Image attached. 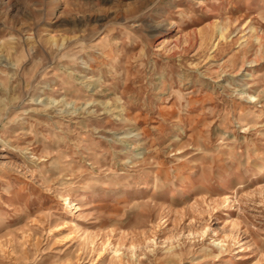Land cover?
Masks as SVG:
<instances>
[{
    "label": "rangeland",
    "instance_id": "rangeland-1",
    "mask_svg": "<svg viewBox=\"0 0 264 264\" xmlns=\"http://www.w3.org/2000/svg\"><path fill=\"white\" fill-rule=\"evenodd\" d=\"M0 264H264V0H0Z\"/></svg>",
    "mask_w": 264,
    "mask_h": 264
},
{
    "label": "bare ground",
    "instance_id": "bare-ground-1",
    "mask_svg": "<svg viewBox=\"0 0 264 264\" xmlns=\"http://www.w3.org/2000/svg\"><path fill=\"white\" fill-rule=\"evenodd\" d=\"M221 34H222V36H223V31H221ZM67 202H68V200H67ZM68 204H69V202H68Z\"/></svg>",
    "mask_w": 264,
    "mask_h": 264
}]
</instances>
